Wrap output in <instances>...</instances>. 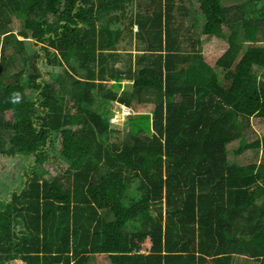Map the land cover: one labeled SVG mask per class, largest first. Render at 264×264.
Segmentation results:
<instances>
[{
  "label": "trees",
  "instance_id": "16d2710c",
  "mask_svg": "<svg viewBox=\"0 0 264 264\" xmlns=\"http://www.w3.org/2000/svg\"><path fill=\"white\" fill-rule=\"evenodd\" d=\"M12 17L0 152L24 160L0 264H264V159L228 155L264 152L244 134L264 122V0H0ZM202 35L226 36L213 65Z\"/></svg>",
  "mask_w": 264,
  "mask_h": 264
},
{
  "label": "rangeland",
  "instance_id": "374dc122",
  "mask_svg": "<svg viewBox=\"0 0 264 264\" xmlns=\"http://www.w3.org/2000/svg\"><path fill=\"white\" fill-rule=\"evenodd\" d=\"M198 16V15H197ZM1 21V20H0ZM204 22V19L198 18L195 23L193 24L194 28H198L202 26ZM22 28L21 21L19 18L12 17L11 21L8 23V25L1 26L0 25V42L3 43L6 39L8 44L14 45L13 38L14 34L18 32L19 29ZM12 32V33H11ZM8 34V35H7ZM8 37V38H7ZM18 39H22L21 36L17 35ZM27 43V42H26ZM227 40L226 36H208V35H202L201 36V49L204 60L210 64L213 65L217 56L221 54L226 48H227ZM24 47H29L27 44L24 45ZM10 64H8L9 66ZM11 72H13L15 69L11 68L9 66ZM219 78H221L224 74V70L221 68L215 67ZM257 69V70H256ZM56 70V69H55ZM255 71L258 72L259 69L255 68ZM81 73H83L81 71ZM127 87L125 89H130L129 83H126ZM129 86V87H128ZM115 108V105L111 108L112 112ZM11 114L8 113L7 118H11ZM124 121H121L119 123H113L116 128L119 126H122ZM245 138L247 141H254L255 139L264 136V122L259 121V118H250V124L245 128L244 131ZM240 146V143L237 140L233 141L229 144L228 148V155L229 158L237 161L241 164H251V163H260L264 159V152L263 149H247L242 154L236 155L234 153V150L237 149ZM24 159L19 160L11 159L10 157L5 156L3 153L0 152V185L2 184H10L12 187H18L21 184V171L23 166H21V163ZM26 162H30V159L27 158ZM13 170H12V167ZM4 188H8L5 186ZM17 189V188H16ZM91 264H107V260L104 256H97L95 255L94 258L91 260ZM235 264H243V262L239 259H236ZM250 264V263H246Z\"/></svg>",
  "mask_w": 264,
  "mask_h": 264
},
{
  "label": "built area",
  "instance_id": "2783aa9c",
  "mask_svg": "<svg viewBox=\"0 0 264 264\" xmlns=\"http://www.w3.org/2000/svg\"><path fill=\"white\" fill-rule=\"evenodd\" d=\"M133 113V110L124 104H115V108L113 109V115L110 118V122L119 123L124 121L130 114Z\"/></svg>",
  "mask_w": 264,
  "mask_h": 264
},
{
  "label": "crops",
  "instance_id": "0c3cea01",
  "mask_svg": "<svg viewBox=\"0 0 264 264\" xmlns=\"http://www.w3.org/2000/svg\"><path fill=\"white\" fill-rule=\"evenodd\" d=\"M198 18H200V19H202V17H200V16H197V17H195L194 18V23H195V21L198 19ZM196 24V23H195ZM134 31V30H133ZM199 40H200V42H201V37L199 38ZM202 46V45H201ZM133 53H135L136 51L135 50H133L132 51ZM220 55V54H219ZM218 55V56H219ZM217 56V57H218ZM123 82V88H125V87H127V84L126 83H129V85H130V81L129 80H124V81H122ZM129 87V86H128ZM115 103V102H114ZM12 167V166H11ZM12 170H13V167H12ZM5 186H7L8 188H4ZM16 188L15 187H12V186H10V184H2V186L0 185V205H1V203L4 201V203L5 202H9L10 201V194L12 193V192H10V191H13V190H15ZM237 259H239L238 257H237ZM240 260V259H239Z\"/></svg>",
  "mask_w": 264,
  "mask_h": 264
},
{
  "label": "clouds",
  "instance_id": "9594fccd",
  "mask_svg": "<svg viewBox=\"0 0 264 264\" xmlns=\"http://www.w3.org/2000/svg\"><path fill=\"white\" fill-rule=\"evenodd\" d=\"M133 30H134V31L136 30V25L133 26Z\"/></svg>",
  "mask_w": 264,
  "mask_h": 264
}]
</instances>
